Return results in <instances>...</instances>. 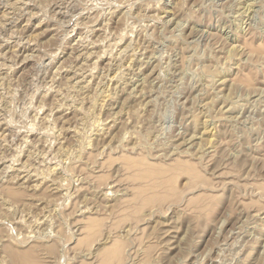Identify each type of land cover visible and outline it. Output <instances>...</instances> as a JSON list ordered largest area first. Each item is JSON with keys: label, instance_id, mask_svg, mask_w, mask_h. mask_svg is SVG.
Listing matches in <instances>:
<instances>
[{"label": "rangeland", "instance_id": "1", "mask_svg": "<svg viewBox=\"0 0 264 264\" xmlns=\"http://www.w3.org/2000/svg\"><path fill=\"white\" fill-rule=\"evenodd\" d=\"M34 260L264 264V0H0V264Z\"/></svg>", "mask_w": 264, "mask_h": 264}, {"label": "bare ground", "instance_id": "2", "mask_svg": "<svg viewBox=\"0 0 264 264\" xmlns=\"http://www.w3.org/2000/svg\"><path fill=\"white\" fill-rule=\"evenodd\" d=\"M120 38V37H119ZM124 48V47H123ZM103 51V50H102ZM89 55V54H88ZM122 74V73H121ZM107 90H108V88H107ZM142 90V89H141ZM105 91V90H104ZM110 92V91H109ZM109 92L108 91H105V92H103V94H102V97H101V101L103 102V101H105L110 95H109ZM102 93V92H101ZM131 93V92H130ZM129 93V94H130ZM133 93V92H132ZM215 93V92H214ZM217 93V92H216ZM93 95V94H92ZM132 95V94H131ZM217 95V94H216ZM93 97V96H92ZM111 97V96H110ZM94 98V97H93ZM100 98V97H99ZM92 99V98H91ZM94 100V99H93ZM95 101V100H94ZM96 103V102H95ZM98 103V102H97ZM99 105V104H98ZM102 105V104H101ZM100 105V106H101ZM227 114V113H226ZM89 115V114H88ZM95 117V116H94ZM93 118V117H92ZM88 120V119H87ZM205 120V119H204ZM207 121V120H206ZM100 121H99V119L98 118H93V120H92V126H93V128H94V130H97L98 132H101V130L103 129L102 127H100ZM212 123V122H211ZM103 124V123H102ZM202 124L204 125V127L202 128V130L203 129H206V130H204V131H207V133L209 132V131H211L212 132V130H210V128H208L207 126V124L206 123H203V121H202ZM201 124V125H202ZM210 125V124H209ZM212 126V125H211ZM104 127V126H103ZM202 127V126H201ZM210 127V126H209ZM92 128V127H91ZM76 129V128H75ZM107 129V128H106ZM93 130V129H92ZM106 131V130H105ZM204 131H203V133H204ZM75 132V134L77 135V134H79V131H77V130H75L74 131ZM97 132V133H98ZM95 133H96V131H95ZM206 133V132H205ZM83 134V133H82ZM106 134V133H105ZM211 134V133H210ZM80 135V134H79ZM99 135V134H98ZM85 136V135H84ZM201 136V135H200ZM210 136V135H209ZM84 137H82L81 138V140L83 139ZM86 138H87V141H88V137L86 136ZM210 139H211V136L209 137ZM208 138V139H209ZM207 139V138H206ZM80 142H82V141H80ZM82 143H84L86 146H87V142H85V140H84V142H82ZM208 144V143H207ZM211 144V143H210ZM83 146V144L81 145V147ZM84 148V147H83ZM195 149V148H194ZM204 151V150H203ZM198 152V151H197ZM194 154V153H193ZM194 155H196V153L194 154ZM195 158V157H194ZM11 161V160H10ZM204 163V162H203ZM53 166V165H52ZM56 166V165H55ZM53 168V167H52ZM7 169V168H6ZM50 170V169H49ZM43 172V171H42ZM45 173H47V171L45 172ZM49 173V172H48ZM93 185V184H92ZM95 185V184H94ZM5 188V187H4ZM107 189V188H106ZM12 190V189H11ZM14 192V191H13ZM16 192V191H15ZM96 192V191H95ZM10 193H11V191H10ZM20 193V192H19ZM106 193V192H105ZM110 193V192H109ZM17 194V193H16ZM13 195V194H12ZM22 195V194H21ZM109 195V194H108ZM17 197V196H16ZM29 198V197H28ZM106 198V197H105ZM54 235V234H53ZM51 243V242H50ZM46 245H47V243H46ZM126 245V244H125ZM32 246V245H31ZM49 247H50V245H49ZM54 247V246H53ZM33 248H35V247H33ZM32 248V249H33ZM51 248V247H50ZM55 248V247H54ZM37 249V248H36ZM36 251V250H35ZM51 251V250H50ZM86 251V250H85ZM125 252H126V250H124ZM16 252V251H15ZM52 252V251H51ZM84 252V251H83ZM117 252V251H116ZM120 252V251H119ZM18 253V252H17ZM35 254H36V252H35ZM18 255V254H17ZM24 255V254H23ZM120 255V254H119ZM37 256V255H36ZM23 257V256H22ZM35 257V256H34ZM43 257V256H42ZM29 260H31L30 258H28ZM21 260V259H20ZM19 260V261H20ZM22 260H24V259H22ZM29 260H27V258H26V263H28V262H31V261H29ZM123 260V259H122ZM28 261V262H27ZM32 261H33V259H32ZM21 262V261H20ZM34 262H36L35 260H34ZM38 262H40V261H38ZM38 262H36L37 264H39ZM41 263V262H40ZM31 264H34V263H31Z\"/></svg>", "mask_w": 264, "mask_h": 264}]
</instances>
